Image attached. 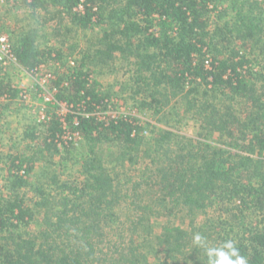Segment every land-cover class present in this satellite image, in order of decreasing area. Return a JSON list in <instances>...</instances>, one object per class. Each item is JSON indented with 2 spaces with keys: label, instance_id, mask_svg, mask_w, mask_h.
<instances>
[{
  "label": "trees",
  "instance_id": "trees-1",
  "mask_svg": "<svg viewBox=\"0 0 264 264\" xmlns=\"http://www.w3.org/2000/svg\"><path fill=\"white\" fill-rule=\"evenodd\" d=\"M18 1L48 15L46 22H66L68 33L87 38L99 31L95 42L81 47L80 59L56 76L54 100L47 103L55 111L45 130L25 132L40 150L11 156L8 195L0 194V264H96L98 240L125 227L123 216L131 217L123 213L132 207L143 215L126 230L131 246L115 247L120 259L110 264H148L159 253V264H179L181 257L185 264H209L208 250L229 240L247 264H264V1ZM214 12L222 23L213 29ZM35 33L17 39V63L29 73L62 64L61 51L41 50ZM118 54L132 67V85L124 90L140 96L138 110L172 116L179 125L193 120L199 125L195 138L175 125L159 128L132 115L100 119L111 95L101 93L92 68ZM20 93L0 78V108L1 99L13 102ZM174 101L181 109L171 113ZM58 103L75 114L63 121ZM146 125L153 127L149 133ZM67 131L79 138L64 143ZM57 155L62 166L81 161L82 181L61 178L52 168ZM40 161L51 168L36 174ZM127 163L143 168L124 182L117 168ZM209 212L213 216L201 226L173 224L184 213L183 219ZM39 214L47 226L30 237L26 230ZM161 219L166 222H155ZM197 233L200 243L194 242Z\"/></svg>",
  "mask_w": 264,
  "mask_h": 264
},
{
  "label": "rangeland",
  "instance_id": "rangeland-1",
  "mask_svg": "<svg viewBox=\"0 0 264 264\" xmlns=\"http://www.w3.org/2000/svg\"><path fill=\"white\" fill-rule=\"evenodd\" d=\"M218 15V12L212 14L211 27L213 29L222 23V19H220ZM48 18V15L44 12L28 10L21 5V1L0 0V37H7L12 50L22 33L36 30L35 34L40 49L60 50L63 59L62 64H64L57 65L55 62L44 65L35 74H31L24 70L18 63L0 61V78H3L12 87L21 89L19 98L15 101L9 102L8 100L1 99L3 107L0 108V194L8 195V189L5 188V185L7 184L9 166L13 159L11 156L16 153H31L30 149L33 148L40 150V144L37 141L32 142L30 140H25L24 136L27 129L35 126L40 129V131L45 130L44 126H42L43 123H45L50 117V114L55 111L47 106L46 98L54 97V82L56 76L66 73L68 66L72 65V61L80 59L81 53H79V51L81 47H89L88 45L91 43H88V39L90 42H95V32L99 31L97 28L95 32L86 34V38L85 34L76 30H72L70 33L66 32L64 27L67 25L66 22H61L60 19L46 22ZM235 45L238 47L239 43ZM1 56L3 55L0 54V57ZM209 57H211V54ZM92 69L99 72L94 74V78L101 84V93H109L111 95V101L107 106V110L98 113L100 119L109 120V117L120 118L124 115H132L140 118L144 124L151 123L152 125L164 129L172 128L173 125H175L174 127L177 131L189 137H196L199 131V125L193 120L183 121L179 125L173 121L172 116L164 119L160 115L153 114L151 111L138 110L140 96H134L131 90H124V88H130L132 85V67L121 55L118 54L113 61L106 63L102 67L95 66V68L93 67ZM174 104L175 107L173 106V109L169 110L171 113H174L179 108L181 109L180 105H176V101H174ZM5 105L7 106L5 107ZM236 107L237 109L239 107L240 110L245 109L244 105H236ZM75 112L74 110L72 111L71 106H69V108L59 107L58 109V113L62 117H67L66 115L68 114H75ZM74 122H76V119H74ZM152 128L151 126H147L146 131L149 133ZM68 139L73 140L74 136H69ZM81 152L83 151L81 150ZM40 156L36 154V157ZM80 157L82 159V156ZM47 159L49 161L52 160L50 156H47ZM52 162L58 163L54 164L55 166L52 168H58L63 180L79 179V181H82L83 177L79 174L82 167L80 160H75L70 162L67 166H62L59 163L60 155H57L53 158ZM47 165L46 162H38L36 174L44 170L49 171L51 167ZM141 168H143L142 164L131 167L127 163L123 168L118 167L117 171L118 173H124L120 175L125 182L128 178L135 177L137 174L136 170ZM130 187H132V185L124 187V192L130 191L128 190ZM131 209L134 208L132 207ZM131 209L128 208V210H123H126V212L123 213L125 216L131 217L130 221H126V217L123 216V223L126 224L125 227H123L124 225H119L115 227L114 230H107L106 237L98 240L99 244L97 248L98 251L101 252L97 254L100 262L96 264H110L111 260L109 259H120V252H122V250L118 249L117 251L119 252L115 254L114 250L117 249H115V247H121L122 249L123 246L124 249L131 246L129 240L132 236L131 233L126 230L131 226V221L143 215L141 211L135 212ZM184 214L175 219L173 224L181 225L185 229H190L192 223L196 226H201L208 222L213 216V212H209L207 215L193 217L194 219L189 216L183 219ZM155 222H159L161 225L164 224L166 220L161 219ZM46 226L47 220H45V215L39 214L26 231L28 236L31 237L33 235H38ZM121 234L127 236L125 243L120 240L121 237L119 236ZM155 234H160V226L156 228ZM127 251L128 250H125L124 252L127 253ZM163 258L164 254L162 253H159L158 256L151 255L149 256L148 264H159ZM171 264H174V262H171ZM179 264H185V259L181 257Z\"/></svg>",
  "mask_w": 264,
  "mask_h": 264
},
{
  "label": "clouds",
  "instance_id": "clouds-1",
  "mask_svg": "<svg viewBox=\"0 0 264 264\" xmlns=\"http://www.w3.org/2000/svg\"><path fill=\"white\" fill-rule=\"evenodd\" d=\"M202 239L198 233L194 236V242L196 243H200ZM208 256L209 264H247L246 259L239 254L238 249L231 240L226 242L220 249H209ZM232 257H235V259H232Z\"/></svg>",
  "mask_w": 264,
  "mask_h": 264
},
{
  "label": "built area",
  "instance_id": "built-area-1",
  "mask_svg": "<svg viewBox=\"0 0 264 264\" xmlns=\"http://www.w3.org/2000/svg\"><path fill=\"white\" fill-rule=\"evenodd\" d=\"M78 10L82 11L83 10V6H80L78 8ZM0 54L3 55V56L0 57V61L1 62L9 61V62L17 63V59H16V57L14 55V52H13V50L11 48V45L9 44V41H8L7 37H5V36H1L0 37ZM206 64H207V66H209L210 65L209 61ZM35 73L36 72L31 73V74H35ZM53 100H54V97L46 98V102L47 103H50ZM58 106L59 107H68L69 108V105L66 104V103H58ZM62 120L65 121V116L63 117ZM69 136H74V139H73L74 141H76L79 138L78 133H71L70 131H67L65 133V135L63 136V140L65 141L64 143L67 144V142L73 141L72 139H68ZM64 143H61V145H63Z\"/></svg>",
  "mask_w": 264,
  "mask_h": 264
}]
</instances>
